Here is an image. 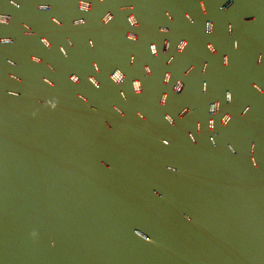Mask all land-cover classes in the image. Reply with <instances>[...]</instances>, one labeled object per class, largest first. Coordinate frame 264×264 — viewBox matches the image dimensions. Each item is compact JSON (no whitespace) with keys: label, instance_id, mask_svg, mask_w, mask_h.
Listing matches in <instances>:
<instances>
[{"label":"water","instance_id":"1","mask_svg":"<svg viewBox=\"0 0 264 264\" xmlns=\"http://www.w3.org/2000/svg\"><path fill=\"white\" fill-rule=\"evenodd\" d=\"M89 3L0 0V264H264V0Z\"/></svg>","mask_w":264,"mask_h":264},{"label":"clouds","instance_id":"2","mask_svg":"<svg viewBox=\"0 0 264 264\" xmlns=\"http://www.w3.org/2000/svg\"><path fill=\"white\" fill-rule=\"evenodd\" d=\"M11 2H12V3H16V0H11ZM17 6H18V5H17ZM80 7H81L82 9H90L91 4L89 3V0H80ZM110 18H111V14H110V13L107 14V15L104 17L105 20H108V19H110ZM9 19H10V18H9L7 15L0 13V23H7V22L9 21ZM129 19H130V21H131L133 24L136 23V19H135L134 16H130ZM211 29H212V24H211V22H209V24H208V30L211 31ZM129 36L132 37V38H135L134 34H132V33H129ZM45 43H47V41H45ZM180 46L183 47V44H181ZM153 50H155V49H153ZM34 59H35V58H34ZM72 78H73L74 80L76 79V77H72ZM112 78H113L114 80H116V81H120V80L123 78V74H122L120 71H116V72L113 74V77H112ZM92 82H93V83H96L95 80H93ZM136 88H137V91L140 90V85H139V82H138V81H137V83H136ZM217 107H218V105H215V104L212 106L213 110H215ZM169 119H170V117H169ZM229 119H230V116H228V115H225V116L223 117V120H224L225 123H227Z\"/></svg>","mask_w":264,"mask_h":264},{"label":"snow or ice","instance_id":"3","mask_svg":"<svg viewBox=\"0 0 264 264\" xmlns=\"http://www.w3.org/2000/svg\"><path fill=\"white\" fill-rule=\"evenodd\" d=\"M261 52L264 53V49H261ZM261 59H264V56H262ZM261 68L264 69V65H262ZM257 83L259 84L260 89H264V86H262V83L261 82H257ZM196 138L197 137H194L193 139H196ZM163 143H164V145H167L169 143V140L168 139H164L163 140Z\"/></svg>","mask_w":264,"mask_h":264}]
</instances>
